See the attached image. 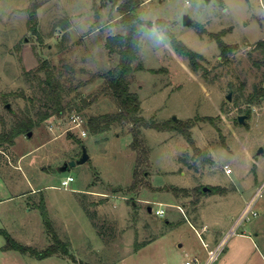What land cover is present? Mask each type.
<instances>
[{"label": "rangeland", "instance_id": "rangeland-1", "mask_svg": "<svg viewBox=\"0 0 264 264\" xmlns=\"http://www.w3.org/2000/svg\"><path fill=\"white\" fill-rule=\"evenodd\" d=\"M34 1L42 2L37 21L29 24ZM136 12L142 19L163 18L179 39L206 57V71H195L164 30L142 25L135 65L141 61L143 68L135 67L129 75L142 114L160 122L174 115L176 121L193 119L196 143L210 150L214 162L203 164L178 130L144 127L149 159L139 167V183L133 187L138 151L131 145L129 124H115L102 133L87 128L84 136L69 128L72 112L87 119L118 108L113 95L100 90L104 78L95 75L119 59L105 45L108 35L124 32L116 3L0 0V131L2 115L10 125L15 111L29 109L36 115L46 107L40 81L45 71L36 70L44 59L63 80L67 105L31 135L22 133L14 144H0V264H185L187 259L201 264L207 248L200 232L205 227L197 216L206 197L202 194L194 202L196 195L178 196L167 186L218 185L216 192L208 193L205 217L208 222L225 220V229L243 198L264 183V96L249 101L254 88L264 83V53L255 48L264 38V0H143ZM185 14L191 23L184 22ZM217 31H223L226 42L239 45L226 61L210 35ZM94 94V101L77 110L82 96L90 99ZM248 109L240 122L238 116ZM83 147L89 158L62 170L65 162L82 156ZM69 174L75 177L69 188L60 186ZM42 203L70 253L40 257L3 249V230L39 250L54 241ZM159 207L165 208L164 215L156 213ZM254 208L258 215L240 227L252 240L231 235L229 252L211 264H264V191Z\"/></svg>", "mask_w": 264, "mask_h": 264}, {"label": "trees", "instance_id": "trees-1", "mask_svg": "<svg viewBox=\"0 0 264 264\" xmlns=\"http://www.w3.org/2000/svg\"><path fill=\"white\" fill-rule=\"evenodd\" d=\"M143 0H113L116 3L120 12V22L123 25L124 32L108 35L105 45L110 52H117L119 59L117 64L110 67L106 71L98 72L95 75L101 76L105 80V84L100 88L101 91L110 92L118 104V108L112 111H104L91 114L86 119V127L90 133H102L110 130L115 124H129L130 132L133 135L131 145L138 151V162L135 166L134 175L137 176L134 180L133 187L139 183L138 173L139 167L149 159V147L145 143L143 137L144 127H155L159 129L174 128L183 133L193 150L194 156H198L203 164H210L214 162L211 152L208 148L201 147L196 143L192 134L191 127L194 124L193 119L176 121L173 118L160 122L156 119H149L142 114V101L137 91L131 89L129 75L136 68H143V63L139 61L142 38V25L157 26L164 30L170 37L174 49L185 56L189 60L191 68L195 71L204 69L206 66L204 61L206 57L184 41L179 39L176 34L169 28L168 22L163 18L156 20L142 19L136 12V8ZM42 1H34L29 7V24L37 21V7ZM200 33H204L199 26L197 27ZM223 31L211 32V37L215 38L220 48V56L226 61L230 58L231 53L238 48L236 42H226L222 37ZM255 48L260 49L264 53V38L259 39ZM37 71L44 70L45 76L40 79L42 84L43 97L45 99L46 107H40L33 115L31 111H15V120L8 125V120L5 116H1L2 130L0 131V144L8 143L12 145L15 143L16 137L22 133H27L39 126L44 120L53 114H62L66 110V103L64 102L65 85L60 76L56 73L53 64L48 59H44L36 68ZM234 87V84H232ZM242 89V87H241ZM9 94H15L14 91H8ZM7 93H4L7 97ZM19 94H24L22 90ZM97 94H94L90 99L82 96L81 103L75 104L77 110L87 107L92 101L96 99ZM264 96V83L256 86L251 94V100H260ZM186 162V161H185ZM208 190L204 189V183H198L194 186H179L169 185L167 188L172 190L178 196H192L197 197L193 200L198 201L200 195L204 193L216 192L220 187L218 185L208 184ZM42 215L49 227L54 241L45 249L39 250L32 245L24 244L15 237H13L7 230H3L6 237V242L3 249H17L22 252H30L40 257L49 256L55 253L62 252L70 253V246L66 240H63L56 230L53 228L52 222L49 218L47 208L44 203L41 205Z\"/></svg>", "mask_w": 264, "mask_h": 264}, {"label": "built area", "instance_id": "built-area-1", "mask_svg": "<svg viewBox=\"0 0 264 264\" xmlns=\"http://www.w3.org/2000/svg\"><path fill=\"white\" fill-rule=\"evenodd\" d=\"M69 120L71 121V125L69 127L70 129H76V131L81 136L88 134V130L86 127V118L80 112L78 111L72 112L69 115ZM50 128L51 129L54 128L53 124L50 125ZM224 166L227 172H231V167L228 164H225ZM74 179L75 177L72 174H69L62 179V184L60 186L64 188H69L70 182L73 181ZM263 191H264V183L258 186L255 194L246 202L245 206L236 216L230 229L227 231L224 238L220 242H218L216 245L212 247H209L208 242L203 239V244L206 246L208 251V256L204 264H211L214 260H216L219 257V255L225 249L227 239L231 235L237 233H244L243 230H240V227L245 223H247L248 221H251L254 216L258 215V211L254 208V205L255 202L258 200V198L262 195ZM161 203L162 202H160V204ZM177 206H179L183 210L181 205H177ZM156 213L159 215H164L165 208L164 207L157 208ZM195 260H197V258ZM192 263L193 261L190 259H187L185 261V264H192Z\"/></svg>", "mask_w": 264, "mask_h": 264}, {"label": "crops", "instance_id": "crops-1", "mask_svg": "<svg viewBox=\"0 0 264 264\" xmlns=\"http://www.w3.org/2000/svg\"><path fill=\"white\" fill-rule=\"evenodd\" d=\"M143 2V1H142ZM78 189V188H77ZM203 196L206 197L205 199V204L201 207L202 209H200L198 213V216H197V220L199 219V222H201L203 224V227H205L204 229H201L200 232L202 231L203 232V235H204V240L208 242L209 244V247H212L214 245H216L218 242H220L225 234L227 233V231L230 229L231 225L233 224V221L234 219L236 218V216L239 214V212L242 210V208L245 206L246 202L253 196L251 195L249 198H247L246 196L243 198V201L240 203V205L236 208V210L234 211V214L231 215V219H230V222L229 224H227V226L225 227V229H223L222 227V224H223V221L225 220H221V219H215L214 221L212 222H208L207 218L205 217V205L207 204V202L209 201L208 199V193H204ZM247 199V200H246ZM203 201V197L199 199V203H202ZM182 205L184 206V208H186L187 206V202L186 201H182ZM185 216H187V214H185ZM225 223V222H224ZM244 233H239L241 234V236H247L248 238H250L252 240V235L251 233L249 232H246L245 229L243 230ZM260 234V230L258 231H255V235H259ZM228 240L227 239V242H226V245H225V249L223 250L222 253L226 254L229 252V247H228ZM243 250V249H242ZM207 256H208V251H207V255L205 256V259L204 261L201 263V264H204L206 259H207ZM218 259V258H217ZM230 261V264L233 263L232 260H229ZM232 261V262H231ZM244 262H241L238 263H235V264H243Z\"/></svg>", "mask_w": 264, "mask_h": 264}, {"label": "water", "instance_id": "water-1", "mask_svg": "<svg viewBox=\"0 0 264 264\" xmlns=\"http://www.w3.org/2000/svg\"><path fill=\"white\" fill-rule=\"evenodd\" d=\"M184 22H185V23H191V22H192V20H191V18L189 17V15L185 14V16H184ZM231 94H232V93L229 92L228 95H227V97H228L229 99H231V96H232ZM6 105H7V107H9V108L11 109V105H10L9 102L6 103ZM249 111H250V109H248L246 113H244V114H240V115L238 116L240 122H244V121H245V117H246V115H247V113H248ZM173 118H174L175 120H178V117H177L176 115H174ZM32 133H33V131L30 130V131L28 132V135H31ZM262 149H263V148L261 147V150H262ZM88 158H89V153H88L87 149H86L85 147H83V154H82V156H81L79 159H77V160H76V159H73V160H70V161L65 162L64 165H62L61 169H62V170H66V169H68L70 166L75 165L77 162H84V161H86ZM209 188H210V187H209L208 185H205V186H204V189H205V190H208ZM149 209H150V210L152 209L151 206H149Z\"/></svg>", "mask_w": 264, "mask_h": 264}]
</instances>
